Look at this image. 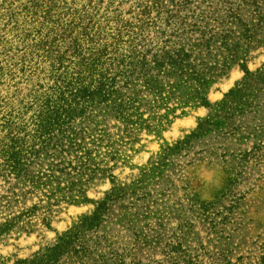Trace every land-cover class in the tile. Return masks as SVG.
<instances>
[{
  "label": "trees",
  "instance_id": "1",
  "mask_svg": "<svg viewBox=\"0 0 264 264\" xmlns=\"http://www.w3.org/2000/svg\"><path fill=\"white\" fill-rule=\"evenodd\" d=\"M166 2L176 9L178 6L175 5L180 3L176 0ZM252 2L231 0L228 7L226 4L215 6L214 10H223L215 16L220 21L218 29L210 31L202 24L200 32L203 38L188 43V47L175 45L171 40L163 43V68L157 69V72L161 74L163 71L164 78L168 71V76L175 77L176 82H183L182 86L192 91L188 94L189 102L208 104L203 87L212 85L224 69L246 60L244 54L249 48L241 39H232H236V34L228 30V24L238 28L248 26L257 35L258 29L264 26V0ZM101 4L103 0H0V21L3 23L0 74H7L8 80L20 74L21 82L30 83L33 78L39 82L37 86L28 87L27 84L25 88L29 94L25 99L12 102L10 107L3 101L0 103V239L28 225L37 214L42 216L50 210L42 199L27 206L31 198L46 196L47 206L58 201H67L75 206L86 205L85 187L93 178L105 176L111 170L101 162L110 160L116 165L120 159L124 160L125 155L119 147L110 145L104 159L97 161L99 154L96 148L105 138H91L93 147L86 146L84 141L89 135L79 127L82 120L92 122L96 111L105 110L123 123L125 136L120 141L131 145L139 132L159 137L166 125L172 122L170 116L174 118L179 110L185 113L186 103L171 107L164 100L168 99L166 95L162 98L161 91V104L154 107L148 117L133 105L135 97L124 96L126 90L140 80L147 84L158 81L149 68L151 64L145 62V55L142 54L148 44L140 43L143 40L136 43L130 35L134 28H144L145 18L125 16L115 5L119 4V0H109L107 4L111 9L114 6L112 10L116 15L109 21L113 23L100 27L96 14L87 17L86 12L93 8L96 13ZM147 4L163 5L161 1L150 3L149 0H140L138 7L149 6ZM167 10L174 11L170 7ZM27 25L33 27L29 29ZM46 26H49L47 31ZM12 32L22 34L18 45L8 44L14 38L15 33ZM123 33L124 37L131 39L123 40ZM254 36L252 38L257 39ZM122 46L129 51L124 56L119 54ZM233 46H240L241 49L233 52ZM169 53L178 57L167 60L165 56ZM115 62L118 68L124 66L117 77L112 75ZM68 67H71L69 75L65 74ZM126 67H130L132 74L125 81ZM263 88L264 64L256 71L246 70L244 78L230 94L214 106L208 105V114L199 120L190 134L173 144L161 146L158 162L150 160V166L141 168L138 178L129 182H116L115 175H108L111 188L102 200L94 204L90 213L80 215L53 243L30 257L18 259L14 264H61L63 258L69 257L80 258L86 263L92 260V264H101L102 261L113 264V258H117L113 250L117 233L107 232L106 222L110 224L116 217L117 225L123 224L126 230L135 229L131 220L138 215L133 213L125 198L137 194V203L146 208L149 204L147 188L144 187L147 172L154 168L159 170L156 165L162 166L163 155L191 150L213 134H230L231 116L238 118L248 114L245 106L250 97ZM196 105L190 108H196ZM133 108L135 117L130 112ZM230 137H233L232 132ZM41 163H45L46 168L34 170ZM76 173H81L80 178L72 181L71 177ZM61 175L64 179L59 180ZM18 185L22 188L17 189ZM4 186L6 189L3 190ZM115 206L118 207L117 216L112 213ZM47 220V217L43 218L46 225L49 224ZM124 220L129 221L124 224Z\"/></svg>",
  "mask_w": 264,
  "mask_h": 264
},
{
  "label": "rangeland",
  "instance_id": "2",
  "mask_svg": "<svg viewBox=\"0 0 264 264\" xmlns=\"http://www.w3.org/2000/svg\"><path fill=\"white\" fill-rule=\"evenodd\" d=\"M139 1L119 0V4L115 5L127 17L145 18L144 28L136 27L130 35L136 43L143 40L140 43L148 44L142 54L145 55V62L151 64L149 68L154 73L153 76L158 77V81L147 84L139 79L133 87L126 90L124 96L135 97L133 105L139 107L145 117H148L153 108L161 104V91L162 98L166 95L165 98L168 99L164 100L171 107L186 103L188 106L184 110L185 113L179 110L174 114V118L170 116L172 122L166 125L159 137L139 132L131 145L122 144L120 141L125 136L123 123L112 118L105 110L96 111L92 122L82 120L79 127L89 135L84 141L86 146L93 147L94 137L105 138L96 148L99 154L97 161L104 159L110 145L119 147L125 155L124 160L120 159L116 165L110 160L101 162L103 166L111 167V170L105 176L93 178L85 187L83 195L87 196L86 205L75 206L67 201H58L47 206L46 196L31 198L26 203L27 206L42 199L45 207L50 210L45 213L47 216L37 214L28 225L25 224L0 239V264H14L18 259L30 257L53 243L80 215L90 213L94 204L104 198L112 185L108 175H115L116 182L137 179L140 169L149 165L150 160L152 163L159 161L162 145L173 144L190 134L197 127L199 120L208 114V105L214 106L230 94L236 84L244 78L246 70L256 71L264 64V26L258 29L256 35L248 26L238 28L228 24V30L236 34V39H232H241L242 43L247 44L249 51L244 54L246 60L224 69L216 76L212 85L203 87L208 104L189 102L188 94L192 91L183 87V82H176L175 77L168 76V71L164 78L163 71L161 74L157 72V69L163 68V43L171 40L175 45L188 47V43L203 38L200 32L203 29L202 24L210 31L217 30L220 21L215 16H218L220 11L223 13V10H214L215 6L226 4L228 7L231 0L220 3H217L219 0H176L180 2L175 5L178 6L177 9L168 6L167 0H149L150 3L161 1L163 5L160 4V7L155 4L138 7ZM247 1L253 3L252 0ZM108 2L109 0H103L96 13L93 8L86 12L87 17L96 14L100 27L113 23L109 21L116 15L112 10L114 6L109 8ZM166 7L174 11H169ZM55 13L56 10L53 11V14ZM2 27L3 23L0 21V33ZM32 27L27 25L29 29ZM48 29L49 26H46V31ZM21 35L19 32L15 33L8 44L18 45ZM253 36L257 39L252 38ZM131 37H124L123 33L122 39L129 40ZM12 47L15 46L10 48ZM214 47L216 48V45ZM239 49L240 46H233V52ZM128 52L126 47L122 46L119 54L124 56ZM165 57L169 60V57L175 58L178 55L169 53ZM122 67L124 66L118 68L115 62L112 75L117 77ZM70 73L71 67H68L65 74ZM124 73L123 79L126 81L132 70L126 67ZM7 77V74H0V103L3 101L9 107L18 99L26 98L29 94L25 88L27 84L30 87L39 83L37 78H33L30 83L21 82L20 74L9 80ZM255 93L245 106L248 114L238 118L231 116L233 119L228 128L233 133L232 138L231 132L228 135L213 134L191 150L173 151L169 155H163L162 166L155 164L159 170L154 168L147 172L144 187L147 188L149 204L147 203L146 208L137 203V194L124 199L138 217L131 220L135 224L133 230H126L123 224L117 225L116 217L112 218L110 224L106 222L108 226L105 230L112 234L117 233L114 234L116 243L113 244L117 258H113V264H264V88ZM193 105H196V108H190ZM130 112L133 113L132 117H135V108ZM45 165L41 163L35 166L34 170H43ZM80 175L81 173H76L71 180H78ZM58 178L64 179L63 175ZM21 188L22 186H17V189ZM112 213L118 215L117 206ZM44 217H47L49 224L44 223ZM127 221L129 220L124 224L128 223ZM106 235L110 239L107 233ZM61 264H92V260L86 263L80 258L69 257L63 258Z\"/></svg>",
  "mask_w": 264,
  "mask_h": 264
}]
</instances>
